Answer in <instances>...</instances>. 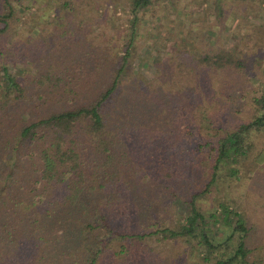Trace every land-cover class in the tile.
Returning <instances> with one entry per match:
<instances>
[{
	"label": "trees",
	"instance_id": "trees-1",
	"mask_svg": "<svg viewBox=\"0 0 264 264\" xmlns=\"http://www.w3.org/2000/svg\"><path fill=\"white\" fill-rule=\"evenodd\" d=\"M184 1L187 35L154 53L152 0H0V264H264L261 3L226 26L220 0L197 19ZM104 4L130 16L118 36ZM221 174L253 213L218 201Z\"/></svg>",
	"mask_w": 264,
	"mask_h": 264
},
{
	"label": "rangeland",
	"instance_id": "rangeland-1",
	"mask_svg": "<svg viewBox=\"0 0 264 264\" xmlns=\"http://www.w3.org/2000/svg\"><path fill=\"white\" fill-rule=\"evenodd\" d=\"M33 1L37 2V4H39V3L43 4V3L49 2L50 0H33ZM179 1L180 0H152V6L150 7L149 11L143 13L141 16L143 23L145 25V27H144L145 33L143 31L142 40H140V45L147 46V45H153L154 44L155 47L156 46L158 47V49H157V51H155L154 49L152 51L154 53H158V51H163V49H165V47H164L165 42L167 41L168 38H172V40L176 39L178 41L177 43H179L182 38H185V36L187 35L188 30H189L187 23H185V26H183L184 28H181V32L177 37H176V32H175L178 28H176L177 23L175 21V18L173 19V16L178 12V2ZM220 1H221L222 5H224V7H226L229 11L228 20L224 22L226 24V26H229V25L234 24L236 22L238 23V21H239L240 26H241L243 23L242 19L248 15V13H249L248 11H250V10L242 11L236 0H220ZM231 1L233 2V5L235 6V9H236L234 11L230 7ZM216 2H217V0H185L184 1V3H186L188 5H192V12H191V17H190L191 19H197L200 16H202V14L204 15V12L208 11L210 8H212L213 4H215ZM250 2H252V1H250ZM244 3L247 5H250L252 10H255V8H256L255 4L257 5V1H255V3H252V4H250L248 2H244ZM260 3H261V5H260L261 10H259L260 15L258 16L257 19L259 21H262L264 19V0H260ZM120 6L121 5H117L116 7H113L111 5L104 4V8L99 9L100 13L104 15V17H103L104 21L109 22V26L111 29V35L115 34L118 36L119 35L118 31L125 29L126 21L128 18H130V16L127 14V11L123 10L121 8L122 6L121 7ZM32 9L34 10V12L37 11V5L35 4L32 7ZM171 16H172V18H171ZM22 17H23V24L19 28V31H20V33H22L23 38H25L28 35V33L35 35L36 32L33 30V27L35 26V23H37L38 21L41 20V18H40L41 16L40 15H31L30 13H25ZM92 18H93V21L96 20L95 15H93ZM240 18H242V19H240ZM257 19L256 18L254 19V17L252 16V18L248 22L255 24ZM260 19H262V20H260ZM102 28H103V25H97V24H94V27H93L94 31H98V32H100L102 30ZM229 29H231V28H229ZM212 30H213L212 33L217 34V38H216V40H217L219 29L217 27H215ZM237 30L240 31L239 26L237 27ZM244 30H245V28H244ZM263 31H264V29H263ZM263 31H261L260 34H264ZM235 32H237V31H235ZM240 32H243V30H241ZM234 34L235 33L231 34L230 30H229V34L225 33L224 37L220 34L218 42L228 46V43H230V41L227 43V38L231 35L230 37L235 39ZM220 36H221V38H220ZM260 38H261V35L258 36V39H260ZM186 43L183 45L187 46ZM186 48H188L191 52H193V50L191 48H189V47H186ZM141 61H142L141 58H138L136 60L137 70L140 73H142L143 75H145V77H149L150 76L149 64L148 65L144 64ZM263 65H264V62L262 63L261 69H264ZM237 109H239V108H237V106H236V108H235V106H232V111L230 112V116H232L234 118L238 117V115H236ZM245 111L246 110L244 109L242 112L243 115H244ZM219 180L220 181L218 183V186H219V190L221 192L217 195L219 197L218 199H220L218 201H224V198H225V199H229V202H230L231 201L230 199L232 197H235L236 205H239L241 208L240 209L239 207H237L239 209L238 211L241 212L244 210V211L250 212V213L254 212L253 208L250 206L249 201H247V198H246L247 186L244 188L241 185V182L233 181L231 183L230 180L225 183L222 174H221V178ZM242 180H244V179H242ZM247 185H248V183H247ZM232 188H234V190ZM231 192L234 194L233 196H231ZM213 195H215V194H213ZM255 195L252 198H254ZM216 204H217V202H216ZM211 205L213 206V204H211ZM233 206H235V205H233ZM214 234H213L214 237L221 236L220 230H216V231L214 230ZM194 256H195V258H189V255H187V257H188L187 264L200 263L196 254H194Z\"/></svg>",
	"mask_w": 264,
	"mask_h": 264
}]
</instances>
